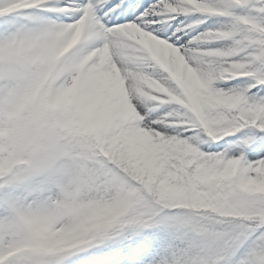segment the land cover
Masks as SVG:
<instances>
[{
  "label": "snow or ice",
  "instance_id": "obj_1",
  "mask_svg": "<svg viewBox=\"0 0 264 264\" xmlns=\"http://www.w3.org/2000/svg\"><path fill=\"white\" fill-rule=\"evenodd\" d=\"M69 28L79 30L76 59L88 71L132 49L156 82L111 135L161 143L160 179L170 191L145 189L101 160L133 193L134 214L43 254L17 221L50 178L36 165L18 167L9 151L0 157V264H62L113 238L122 264H264V190L249 187L264 186V0H0V41ZM18 74L13 59L0 61V87ZM189 192L195 202L185 207Z\"/></svg>",
  "mask_w": 264,
  "mask_h": 264
},
{
  "label": "clouds",
  "instance_id": "obj_2",
  "mask_svg": "<svg viewBox=\"0 0 264 264\" xmlns=\"http://www.w3.org/2000/svg\"><path fill=\"white\" fill-rule=\"evenodd\" d=\"M78 32L69 28L22 36L13 43L0 41V61L11 58L19 68L11 87H0V126L18 130L15 138L0 135V157L15 151L18 167L38 165L67 135L65 123L75 106H55L54 102L89 74L87 61L76 59ZM103 71L130 104L156 91V82L141 70L132 49H115L106 55ZM194 202V194L187 193L184 206L192 207ZM115 203L109 192L69 180L58 190L32 198L17 222L24 234L34 236L35 250L51 254L70 250L110 228Z\"/></svg>",
  "mask_w": 264,
  "mask_h": 264
},
{
  "label": "rangeland",
  "instance_id": "obj_3",
  "mask_svg": "<svg viewBox=\"0 0 264 264\" xmlns=\"http://www.w3.org/2000/svg\"><path fill=\"white\" fill-rule=\"evenodd\" d=\"M78 86L80 90L75 86L63 97L57 98L55 106L74 105L73 114L85 120L87 132L100 145V157L139 184L145 175L152 173L156 164L155 150L163 145L151 136L111 135L118 123L130 119L135 113L119 85L109 73L103 71V64L89 71L87 78ZM71 124L70 118L65 127L71 128ZM6 133L15 138L18 130L0 126V135ZM83 164L76 159L65 140L61 139L36 167L40 174L50 178L51 186L46 192L58 190L67 181L74 180L83 181L90 188L114 195L116 203L112 212L113 225L123 223L129 216L128 198L133 193L124 192L112 181L104 189L101 182L103 174L99 166L90 162L82 168ZM123 251L120 238H113L95 243L62 264H122L120 257Z\"/></svg>",
  "mask_w": 264,
  "mask_h": 264
},
{
  "label": "trees",
  "instance_id": "obj_4",
  "mask_svg": "<svg viewBox=\"0 0 264 264\" xmlns=\"http://www.w3.org/2000/svg\"><path fill=\"white\" fill-rule=\"evenodd\" d=\"M72 127L66 128L67 135L63 138L65 142L68 144L69 148L74 152L76 159H79L81 163H84L82 168L86 167L90 162H94L99 166L102 171L103 178L101 180L103 188H108L110 186L109 181H111L106 173L102 170L100 161L102 159L98 152L100 151V145H97L93 140L94 136L91 133L87 132L86 122L82 117H79L72 113ZM86 129V130H85ZM156 154V164L154 169L150 175H145L139 184L143 186L145 189L153 188L159 195L164 196L169 193L170 188L166 182V179H160L161 176V162L166 154V149L164 146H161L155 150ZM108 163V162H107ZM110 164V163H108ZM124 192H127L123 186L119 185ZM251 190H264V186H259L256 184L249 185ZM133 195V194H132ZM132 195L128 198L129 205V216L127 219L131 218V216L135 212L134 204L131 199Z\"/></svg>",
  "mask_w": 264,
  "mask_h": 264
},
{
  "label": "bare ground",
  "instance_id": "obj_5",
  "mask_svg": "<svg viewBox=\"0 0 264 264\" xmlns=\"http://www.w3.org/2000/svg\"><path fill=\"white\" fill-rule=\"evenodd\" d=\"M83 81H84V80H83ZM88 81H89V80H88ZM78 87H79V86H78V85H76V89H77V90H80V88H78Z\"/></svg>",
  "mask_w": 264,
  "mask_h": 264
}]
</instances>
